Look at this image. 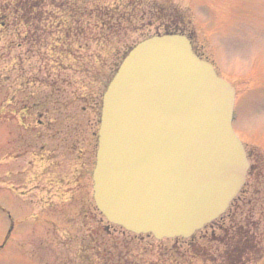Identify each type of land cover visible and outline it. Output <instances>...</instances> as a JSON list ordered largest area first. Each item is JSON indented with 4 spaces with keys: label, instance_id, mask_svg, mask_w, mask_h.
Returning <instances> with one entry per match:
<instances>
[{
    "label": "flooded vegetation",
    "instance_id": "obj_1",
    "mask_svg": "<svg viewBox=\"0 0 264 264\" xmlns=\"http://www.w3.org/2000/svg\"><path fill=\"white\" fill-rule=\"evenodd\" d=\"M78 1L81 4L82 0H0V61H11V68L0 70V180L11 178L13 197L8 235L30 237L56 264H150L143 263L141 255L132 254L129 245L128 236L141 235L111 224L99 212L94 198L102 98L118 65L112 66L111 73L105 71H109L111 55L118 51L122 60L133 46L104 54L78 52L74 44L84 28L78 21L83 18ZM132 6L128 3V10L116 16L120 5L110 12L97 2L92 5L94 25L87 26L102 28V33L109 29L113 35L99 38L94 34L92 42L117 43L116 39L123 44L132 24L142 19L153 29L152 35L175 32L186 36L194 53L210 61L197 45L198 32L185 23L178 8L162 4L147 7L140 11V19L138 6ZM50 7L60 13L56 25L50 22L54 11ZM100 13L108 15L112 25L117 21L119 25L98 26ZM50 34H57L53 52L42 54L40 61L47 62L38 67L26 63L34 54L9 53L1 45L14 39L46 46ZM99 87L103 89L100 96ZM246 154L250 167L238 197L221 218L186 240L190 242L187 260L185 253L183 261L178 260L176 251L168 264H196L199 260L206 264H255L264 258V247L255 240V231L247 228L251 227L248 222L236 220L239 215H253L243 207L264 195L263 161L252 152L246 150ZM4 204L0 202V211L6 212ZM201 233L205 245L199 242Z\"/></svg>",
    "mask_w": 264,
    "mask_h": 264
},
{
    "label": "water",
    "instance_id": "obj_2",
    "mask_svg": "<svg viewBox=\"0 0 264 264\" xmlns=\"http://www.w3.org/2000/svg\"><path fill=\"white\" fill-rule=\"evenodd\" d=\"M235 91L177 34L125 57L103 98L95 199L107 219L188 238L222 215L248 170L232 129Z\"/></svg>",
    "mask_w": 264,
    "mask_h": 264
},
{
    "label": "rangeland",
    "instance_id": "obj_3",
    "mask_svg": "<svg viewBox=\"0 0 264 264\" xmlns=\"http://www.w3.org/2000/svg\"><path fill=\"white\" fill-rule=\"evenodd\" d=\"M96 2L99 7L109 12L120 5V10L115 9L116 16H120L128 10L126 7L128 3L138 6L139 17L142 9L145 10L151 6L162 4L178 8L184 15L185 23H190L198 32L199 43L197 45L202 55L214 62L220 75L228 79L236 88V119L233 123L235 132L244 141L247 152L257 155L264 165V0H82L81 4L78 1V11L83 9V18H79L78 21L82 22L84 26L82 29L84 36H77L74 45L78 52L86 55L97 52L104 54L108 50L114 49L127 50L128 46L138 44L145 36L153 33V29H148V23L146 21L142 23L144 20L142 21L140 17L141 22L132 24L130 33L126 35L127 43L124 41L126 44H122L116 39L114 40L117 43L112 40L108 44H103L101 41L99 43L92 42L91 38L94 34H97L99 38L112 35V31L109 32V29L102 33V28L95 30L93 26H87L93 24L90 12L91 6L95 5ZM50 9L51 11L54 10L53 7ZM52 12L50 22L56 25V21L60 19V13L58 9ZM108 18L109 16L105 13H100L98 26L115 27L119 25L118 21L112 25ZM145 25L147 28H140ZM22 31L21 37L24 36ZM56 36L57 34L55 36L50 34V41L48 40L46 46H43L42 43H35L34 40L24 42L14 39L1 45L9 53L28 52L34 54L33 59L26 63L28 66L34 67L33 65H35L38 67L39 64L42 65L47 62L40 61L41 58L43 59V55L52 54L51 46L56 42ZM72 38L74 40V37ZM19 43H22V48H19ZM110 57L111 59L109 58L108 61L109 71H105L107 73H111L112 66L116 67L121 62L118 51ZM4 68H11V61L7 64L6 60H1L0 70ZM102 91L103 89L99 87V96ZM12 198L11 178L8 176L0 180V202L7 203V205L4 204V207L8 210L6 212L0 211V264H56L53 256L49 257L47 252L37 248L38 244H34L30 237H21L15 234L11 237L12 239L8 238L7 241L6 238L11 226L8 212H11ZM255 199L254 202H250V205L243 207V210H251L253 215L249 214V218L247 214L243 217L239 215L236 220L242 223L248 222L251 227L247 228L255 231L257 234L255 240L258 239L264 247V195L260 194ZM240 200L239 198L236 203H239ZM241 218L246 221H242ZM222 221L225 223L227 219ZM199 237V242L205 245L206 242L201 239L202 233L199 234ZM128 238H130L129 245L132 254L141 255L143 263L168 264L174 259L176 251L179 253L178 260L181 261H183L182 253H185L186 260L187 255H190L187 252L190 251V242L186 240L157 241L148 235H131ZM3 245L4 247H2ZM169 256L171 258L168 259ZM166 258L168 261H164ZM196 264L206 263L199 260L196 261ZM255 264H264V258Z\"/></svg>",
    "mask_w": 264,
    "mask_h": 264
}]
</instances>
